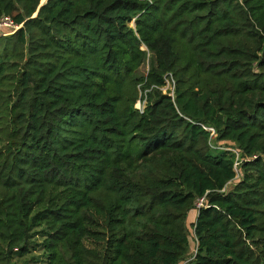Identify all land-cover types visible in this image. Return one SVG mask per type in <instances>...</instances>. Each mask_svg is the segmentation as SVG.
Wrapping results in <instances>:
<instances>
[{
  "label": "trees",
  "instance_id": "trees-1",
  "mask_svg": "<svg viewBox=\"0 0 264 264\" xmlns=\"http://www.w3.org/2000/svg\"><path fill=\"white\" fill-rule=\"evenodd\" d=\"M5 17L0 264H264V0Z\"/></svg>",
  "mask_w": 264,
  "mask_h": 264
},
{
  "label": "built area",
  "instance_id": "built-area-1",
  "mask_svg": "<svg viewBox=\"0 0 264 264\" xmlns=\"http://www.w3.org/2000/svg\"><path fill=\"white\" fill-rule=\"evenodd\" d=\"M19 27L13 25L12 21L9 18H6L5 17V18L0 19V28H9V29H11V32L9 34L14 33ZM162 91H163V93H166L167 91H169V94L168 95L173 98V95H174V81L171 79V77H170V79H168V80L166 79L165 80V87L162 88ZM145 105H146L145 99H141L140 98L135 103L134 108L139 113H143V111H144V109L146 107ZM208 131L211 132V135H213L212 129H208ZM238 164H239V162L238 163H235V165H234V171L236 173L235 179H238L239 178L238 171H237V165ZM199 206H201V203L198 204V207ZM194 253H195V251H193V254ZM188 261H189V259L185 260L182 264H187Z\"/></svg>",
  "mask_w": 264,
  "mask_h": 264
},
{
  "label": "rangeland",
  "instance_id": "rangeland-1",
  "mask_svg": "<svg viewBox=\"0 0 264 264\" xmlns=\"http://www.w3.org/2000/svg\"><path fill=\"white\" fill-rule=\"evenodd\" d=\"M131 26H133V23L131 24ZM11 32V29L9 28H0V37L2 36H7L9 35V33ZM12 34V33H11ZM142 50H144V47H142ZM148 65L146 64V66L142 67L139 71H138V75H142L144 73H146V69H147ZM195 251V250H194ZM37 254H40L39 252Z\"/></svg>",
  "mask_w": 264,
  "mask_h": 264
},
{
  "label": "water",
  "instance_id": "water-1",
  "mask_svg": "<svg viewBox=\"0 0 264 264\" xmlns=\"http://www.w3.org/2000/svg\"><path fill=\"white\" fill-rule=\"evenodd\" d=\"M44 2H45V1H42V3L40 4L39 7H41V6L43 5ZM36 15H37V13H36L33 17H36ZM20 27H21V26H20ZM20 27H19V28H20ZM19 28H18V29H19Z\"/></svg>",
  "mask_w": 264,
  "mask_h": 264
}]
</instances>
